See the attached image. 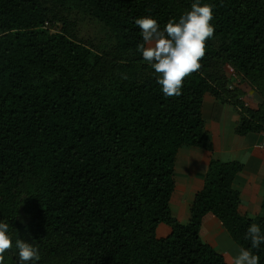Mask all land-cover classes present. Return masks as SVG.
Instances as JSON below:
<instances>
[{
	"label": "trees",
	"instance_id": "obj_1",
	"mask_svg": "<svg viewBox=\"0 0 264 264\" xmlns=\"http://www.w3.org/2000/svg\"><path fill=\"white\" fill-rule=\"evenodd\" d=\"M195 2L0 0V221L13 238L5 264H19L16 239L39 248L35 264H227L201 238L207 215L238 248L251 249L252 223L264 233V214L239 212L238 161L211 158L187 224L171 212L179 150H210L207 94L215 111L235 109L238 136L264 134V0H201L214 5L215 35L179 97L164 96L137 50V18L163 29ZM80 16L101 26V42L78 37ZM226 66L260 96L257 109L229 88ZM161 225L170 233L159 238ZM251 250L264 264V244Z\"/></svg>",
	"mask_w": 264,
	"mask_h": 264
},
{
	"label": "clouds",
	"instance_id": "obj_2",
	"mask_svg": "<svg viewBox=\"0 0 264 264\" xmlns=\"http://www.w3.org/2000/svg\"><path fill=\"white\" fill-rule=\"evenodd\" d=\"M214 5L201 4L196 0L191 10L184 13L177 22L169 20L161 29L158 21L151 16L137 18L135 24L141 30L143 43L137 46L143 59L154 69L157 83L162 86L165 97H179L185 80L202 68L201 61L207 52V42L214 38ZM127 79L125 75L123 77ZM245 239L251 241V249H259L264 244L261 226L252 223ZM19 264H35L40 260L39 248L22 239L15 240ZM13 248V238L9 234V224L0 221V264H5V255ZM251 249L238 248L232 264H260V257Z\"/></svg>",
	"mask_w": 264,
	"mask_h": 264
},
{
	"label": "crops",
	"instance_id": "obj_3",
	"mask_svg": "<svg viewBox=\"0 0 264 264\" xmlns=\"http://www.w3.org/2000/svg\"><path fill=\"white\" fill-rule=\"evenodd\" d=\"M205 101L204 98L202 115L204 121H206V117L208 120L211 119L207 122L209 124L205 122V128L206 131L207 129L209 130L207 132L210 137L212 150L187 148L188 150L182 157L184 168L182 170V180L179 179L175 169V177L184 189L185 195L177 206L179 214L172 213V215L174 217L178 215V220L182 224L189 222L190 206L195 195L202 189L209 162L211 158H214L222 162L238 161L244 165L243 171L237 176L233 185V188L240 193L239 212L248 218L261 216L264 214L262 211V203L264 202V135L249 134L247 136H238L235 133V129L239 122V117L235 109L231 105L224 104L221 110L217 109L215 111L214 105L209 111V106L206 110ZM215 114H217L218 122L213 121ZM225 115L228 117L224 118ZM177 186L176 183L173 197L176 194ZM189 188H193L194 192L189 198V202H186L185 199ZM172 206L171 201V212L173 211ZM201 238L205 243L212 246L217 253L222 255L227 264H232L233 258L238 254V247L214 216L207 215L204 218Z\"/></svg>",
	"mask_w": 264,
	"mask_h": 264
},
{
	"label": "rangeland",
	"instance_id": "obj_4",
	"mask_svg": "<svg viewBox=\"0 0 264 264\" xmlns=\"http://www.w3.org/2000/svg\"><path fill=\"white\" fill-rule=\"evenodd\" d=\"M76 31L78 34V37L87 42V43H94L97 44L99 42H101L104 39V32L101 30V26L95 22L94 20H92L89 17L86 16H80L78 18V22H77V27H76ZM225 73L226 76L228 77V79L230 80V89H239L242 91V93L244 94L242 96V100L245 102V104L252 109H257L258 106L262 103V99L260 98V96L254 91V89L250 86V84L243 80L241 77H238L234 74L233 70L229 67L226 66L225 67ZM205 106H206V110L207 107L209 106V111H211L210 109L212 108V106H214L216 104L215 99L211 96V95H206L205 96ZM217 114L214 115L213 117V121L218 122V118L216 116ZM228 116H224V118H227ZM211 120V119H210ZM207 119L206 117V124L208 121H210ZM210 128V127H209ZM206 130V128H205ZM207 131L209 132V130L207 129ZM264 135V134H263ZM264 146V145H263ZM187 146L182 147L179 152L178 155L176 156V161H175V169L176 172H178V170H183V162H182V157L184 155V153L188 150ZM211 145H210V150L207 151H211ZM182 166V167H181ZM175 181L177 183V189H176V194L173 197L172 200V213L173 214H179V208L177 207L180 203H181V199H183L184 195H185V191L184 189L180 186V183L177 181L176 177H175ZM175 218L178 220V215L177 217L175 216ZM179 221V220H178ZM182 224V223H181ZM169 232V229L165 226H159V228L157 229V235L158 237H162V236H166Z\"/></svg>",
	"mask_w": 264,
	"mask_h": 264
},
{
	"label": "bare ground",
	"instance_id": "obj_5",
	"mask_svg": "<svg viewBox=\"0 0 264 264\" xmlns=\"http://www.w3.org/2000/svg\"><path fill=\"white\" fill-rule=\"evenodd\" d=\"M182 167V166H181ZM178 177L180 180H182V170H178ZM194 189L193 188H189L187 191V196H186V202H189V198L193 195ZM184 205V204H183Z\"/></svg>",
	"mask_w": 264,
	"mask_h": 264
}]
</instances>
